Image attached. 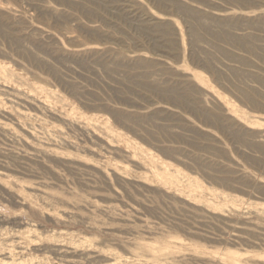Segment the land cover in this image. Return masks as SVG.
<instances>
[{"label":"rangeland","instance_id":"rangeland-1","mask_svg":"<svg viewBox=\"0 0 264 264\" xmlns=\"http://www.w3.org/2000/svg\"><path fill=\"white\" fill-rule=\"evenodd\" d=\"M0 264H264V0H0Z\"/></svg>","mask_w":264,"mask_h":264}]
</instances>
